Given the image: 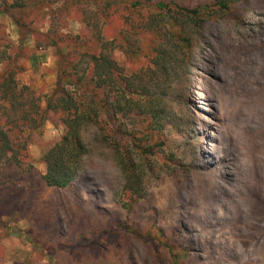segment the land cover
<instances>
[{"label": "rangeland", "instance_id": "374dc122", "mask_svg": "<svg viewBox=\"0 0 264 264\" xmlns=\"http://www.w3.org/2000/svg\"><path fill=\"white\" fill-rule=\"evenodd\" d=\"M125 15L108 19L106 39ZM55 18L63 34L82 30L73 9ZM35 26L48 30L39 19ZM204 40L191 61L186 105H173L184 125L169 138L186 170L161 171L158 155L156 179L133 203L119 169L95 146L65 189L1 186L0 264H174L166 241L174 253L186 251L178 264H264V0H242L209 23ZM0 46L17 53L15 27L1 15ZM25 46L17 80L44 103L56 59L52 49L30 57L32 39ZM143 54L133 60L114 51L129 71L146 64ZM63 133L59 115L48 113L22 169L43 174L42 155Z\"/></svg>", "mask_w": 264, "mask_h": 264}, {"label": "trees", "instance_id": "16d2710c", "mask_svg": "<svg viewBox=\"0 0 264 264\" xmlns=\"http://www.w3.org/2000/svg\"><path fill=\"white\" fill-rule=\"evenodd\" d=\"M241 1L189 6L181 0H0V15L15 27L18 44L14 56L0 46V187L22 181L30 188L38 182L40 188L65 189L79 177L95 146L117 166L133 203L156 179L158 155L161 171L185 169L169 138L182 133L184 125L173 105H186L191 61L205 45L207 26ZM70 9L82 24L76 35L54 25L56 14ZM121 11L125 24L106 39L105 24ZM37 19L48 23L47 32H39ZM29 39L30 57L52 49L56 59L55 83L44 103L17 80ZM115 50L133 60L144 53L146 64L129 71ZM50 112L59 115L64 133L42 155L43 174L32 167L24 170L31 136ZM164 247L174 264L187 256L186 251L174 253L167 241Z\"/></svg>", "mask_w": 264, "mask_h": 264}]
</instances>
